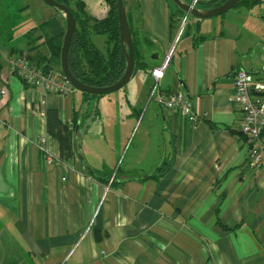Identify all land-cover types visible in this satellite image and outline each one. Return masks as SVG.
<instances>
[{"label":"crops","instance_id":"obj_1","mask_svg":"<svg viewBox=\"0 0 264 264\" xmlns=\"http://www.w3.org/2000/svg\"><path fill=\"white\" fill-rule=\"evenodd\" d=\"M79 1L96 19L109 10L106 0ZM123 3L145 41L128 83L59 96L9 66L55 12L41 0H0V264H264V169L250 165L232 103L235 70L264 82V14L190 18L179 34L167 0ZM93 41L105 54L106 38ZM170 47L160 94H187L193 124L147 101ZM48 110L72 131L68 159L47 132Z\"/></svg>","mask_w":264,"mask_h":264},{"label":"trees","instance_id":"obj_2","mask_svg":"<svg viewBox=\"0 0 264 264\" xmlns=\"http://www.w3.org/2000/svg\"><path fill=\"white\" fill-rule=\"evenodd\" d=\"M54 1L64 4L72 12L76 20V31L68 51V67L72 75L84 85L91 87L101 88L115 84L122 76L125 67V59L119 43L116 0H106L109 5V10L107 15L102 19H96L86 15L84 12V3L79 0ZM167 1L173 5L171 1ZM182 1L188 4L192 2L191 0ZM225 1L197 0L194 2V6L201 10H208L220 6ZM261 4H264V0H241L233 9H245L249 11ZM175 8L177 14H173L172 18L175 24V31H177L185 14L177 6ZM52 10L55 12V15L43 22L40 27L34 29L40 32H38V36H35L31 31L26 34L28 44L34 46L27 54L24 55L19 52L18 55L25 56L29 62L46 72L55 67L57 68L56 72L62 75L60 69V50L65 33V24L61 13L55 9ZM188 24L189 21L185 25L184 31L187 30ZM129 29L132 36L134 60L137 58L140 59L145 47V41L144 39L136 37L130 26ZM97 35L106 38L105 54L96 47L93 41V37ZM198 38L200 40V37L196 36L194 38L196 42ZM41 41L42 45L40 44ZM40 48H45V52ZM46 117L48 134L54 136L61 145L58 158L60 160L70 158L72 156V131L60 124L56 111L48 110Z\"/></svg>","mask_w":264,"mask_h":264},{"label":"built area","instance_id":"obj_3","mask_svg":"<svg viewBox=\"0 0 264 264\" xmlns=\"http://www.w3.org/2000/svg\"><path fill=\"white\" fill-rule=\"evenodd\" d=\"M191 1L194 3L197 0ZM188 19L183 17L181 20L178 30L179 34L184 30ZM172 51L173 48L170 47L162 64L151 70V87L147 101H155L164 109L175 110L190 124H193L196 122V115L193 112L192 104L187 94L181 91H173L169 96L160 94L159 81L163 78L164 68ZM9 66L21 82L31 88L59 96H67L74 91L63 74L61 75L54 70L43 71L29 62L25 56H13L9 61ZM233 87L232 103L241 116L240 131L246 139L250 165L253 168L264 169V101L261 99V93L264 91V82L256 80L251 73L239 68L235 70L233 75ZM38 148L43 153L44 162L47 165L51 164V153L45 146L44 137L39 138ZM62 181H65V178Z\"/></svg>","mask_w":264,"mask_h":264},{"label":"water","instance_id":"obj_4","mask_svg":"<svg viewBox=\"0 0 264 264\" xmlns=\"http://www.w3.org/2000/svg\"><path fill=\"white\" fill-rule=\"evenodd\" d=\"M44 5L49 8L55 9L61 13L64 24H65V33L63 37V42L60 50V69L64 77L69 81L74 90L94 95V96H103L110 93H113L122 87H124L130 80L133 70H134V50L132 43V36L130 29L127 23L124 3L123 0H116L117 4V17H118V33H119V43L122 49L125 67L120 79L113 85L107 87H91L84 85L78 81L70 72L68 67V51L73 38V35L76 31V20L72 12L64 5L60 4L54 0H41ZM179 9L184 12V17H192L198 20H206L215 17H219L232 10L235 5L241 0H226L223 4L218 7H214L208 10H201L194 6V3H185L182 0H169Z\"/></svg>","mask_w":264,"mask_h":264},{"label":"rangeland","instance_id":"obj_5","mask_svg":"<svg viewBox=\"0 0 264 264\" xmlns=\"http://www.w3.org/2000/svg\"><path fill=\"white\" fill-rule=\"evenodd\" d=\"M255 10V11H254ZM232 12V13H231ZM237 10H234V9H232L231 11H229V13H227L226 15L227 16H231V15H233V16H236V14H237ZM242 12H244V13H247V12H249V11H247V10H245V9H242ZM253 14H255V12L257 13V12H260V13H262V14H264V4H261V5H258V6H256L254 9H253ZM54 15H55V13H54ZM53 15V16H54ZM25 24H26V26H24L25 28H29L30 27V23L31 22H29V21H25L24 22ZM251 33V35H254L256 38L257 37H259V35L261 34V32H260V30L259 31H256V32H250ZM259 51L260 50H264V40H262L261 42H260V45H259ZM151 52H149L148 54H147V56L148 57H150V54ZM262 81V80H261ZM112 131H114L115 132V135L117 134L116 132H117V129L114 127L113 128V130Z\"/></svg>","mask_w":264,"mask_h":264},{"label":"clouds","instance_id":"obj_6","mask_svg":"<svg viewBox=\"0 0 264 264\" xmlns=\"http://www.w3.org/2000/svg\"><path fill=\"white\" fill-rule=\"evenodd\" d=\"M190 18H191V17H189L188 21L190 20ZM186 24H187V23H186ZM184 28H185V27H184ZM178 30H179V27H178ZM178 30H177V31H178ZM177 31H176V32H177ZM182 32H183V31H182ZM181 34H182V33H181Z\"/></svg>","mask_w":264,"mask_h":264}]
</instances>
